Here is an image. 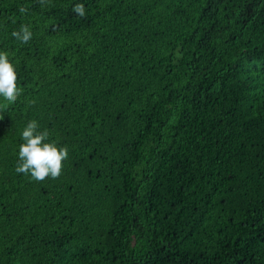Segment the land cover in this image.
I'll use <instances>...</instances> for the list:
<instances>
[{
    "label": "trees",
    "instance_id": "obj_1",
    "mask_svg": "<svg viewBox=\"0 0 264 264\" xmlns=\"http://www.w3.org/2000/svg\"><path fill=\"white\" fill-rule=\"evenodd\" d=\"M0 52V264H264V0H0Z\"/></svg>",
    "mask_w": 264,
    "mask_h": 264
},
{
    "label": "clouds",
    "instance_id": "obj_2",
    "mask_svg": "<svg viewBox=\"0 0 264 264\" xmlns=\"http://www.w3.org/2000/svg\"><path fill=\"white\" fill-rule=\"evenodd\" d=\"M43 5L45 0H39ZM73 12L78 16L85 15V6L75 4ZM19 11L25 13L26 8L20 7ZM12 36L23 44H27L32 38V32L27 25H22L20 30L13 31ZM21 94L17 87V73L13 64L9 61L5 52H0V97H3L7 104H14ZM49 132L40 131L36 120L27 123L22 131V140L19 146L16 172L29 175L35 181H44L51 177L58 179L62 171V162L68 157V148L59 147L55 141H49Z\"/></svg>",
    "mask_w": 264,
    "mask_h": 264
}]
</instances>
